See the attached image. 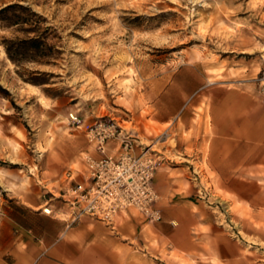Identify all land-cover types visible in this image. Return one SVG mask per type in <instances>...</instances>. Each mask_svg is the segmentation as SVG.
<instances>
[{
	"label": "rangeland",
	"instance_id": "obj_1",
	"mask_svg": "<svg viewBox=\"0 0 264 264\" xmlns=\"http://www.w3.org/2000/svg\"><path fill=\"white\" fill-rule=\"evenodd\" d=\"M10 5L41 19L30 17L39 30L29 36L27 26L0 21V185L11 189L0 186V210L15 202L33 212L50 207L44 214L69 221L75 211L63 200L66 176L81 180L84 157L94 154L85 130L111 117L155 155L167 150L172 198L198 205L196 235L225 239L220 261L206 239L193 257L156 247L160 264H264V167L230 177L248 186L239 197L206 165L170 152L177 137L194 140L203 126L209 132L215 91L249 94L264 109V0H0V10ZM14 13L27 16L16 10L6 17ZM35 35L54 50L48 64L28 60L34 54L13 63L8 42ZM169 89L182 101L174 118L181 130L168 136L171 123L161 126L153 115Z\"/></svg>",
	"mask_w": 264,
	"mask_h": 264
},
{
	"label": "crops",
	"instance_id": "obj_2",
	"mask_svg": "<svg viewBox=\"0 0 264 264\" xmlns=\"http://www.w3.org/2000/svg\"><path fill=\"white\" fill-rule=\"evenodd\" d=\"M162 96L153 118L161 126L171 123L166 129L169 136L170 131L181 130L174 118L182 99L173 89ZM212 97L207 110L209 132L203 126L194 140L177 137L170 152L183 154L188 163L206 165L223 187L228 183L230 193L241 197V190L248 186L232 183L230 177L243 169L257 171L258 167H264V109L251 95L242 92L215 91ZM163 101L170 104L163 106ZM184 116L193 119L191 111ZM189 128L185 124L183 133H188ZM191 145L193 155L187 153ZM165 153L164 149L157 155L161 161L153 182L159 197L160 222L148 224L133 209L115 217L111 225L87 216L73 222L46 215L51 213L50 207L43 209L44 214L29 211L15 202V208L0 210V264H160L162 253L156 247L164 244L168 254L176 251L193 257L206 239L220 261L226 255L225 239L213 233L208 237L196 235L193 231L201 224V215L193 209L198 205L193 199H178L176 195L172 198L175 185L164 167L170 165ZM173 167L176 168L172 170L179 169ZM184 168L189 170L190 166L180 169ZM8 186L13 187V183Z\"/></svg>",
	"mask_w": 264,
	"mask_h": 264
},
{
	"label": "built area",
	"instance_id": "obj_3",
	"mask_svg": "<svg viewBox=\"0 0 264 264\" xmlns=\"http://www.w3.org/2000/svg\"><path fill=\"white\" fill-rule=\"evenodd\" d=\"M85 133L94 154L84 157L87 167L80 181L67 174L63 196L75 211L72 221L87 216L111 225L115 217L133 209L148 224L158 223L159 197L153 187L157 155L139 145L137 133L115 118L98 119Z\"/></svg>",
	"mask_w": 264,
	"mask_h": 264
},
{
	"label": "trees",
	"instance_id": "obj_4",
	"mask_svg": "<svg viewBox=\"0 0 264 264\" xmlns=\"http://www.w3.org/2000/svg\"><path fill=\"white\" fill-rule=\"evenodd\" d=\"M16 10H23L26 12L27 16H19L14 13L12 17H6L7 14ZM35 16L41 19V17L33 13L29 8L20 5H10L0 10V21L5 22L9 26H27L26 29H22V32L28 36L32 33H37V30H39L36 25L31 23L30 17ZM8 43L9 45L5 46L7 56L13 63L17 64L22 61V59L19 58H25V56H29L30 54H34V57L29 56L28 60H38L37 62L48 64L49 60L52 58V54H54V50L44 43L43 37L40 35L27 37L23 40L9 41ZM55 52L58 53L57 51ZM35 74L47 75L40 72H36Z\"/></svg>",
	"mask_w": 264,
	"mask_h": 264
},
{
	"label": "bare ground",
	"instance_id": "obj_5",
	"mask_svg": "<svg viewBox=\"0 0 264 264\" xmlns=\"http://www.w3.org/2000/svg\"><path fill=\"white\" fill-rule=\"evenodd\" d=\"M30 88H31V89H34V87H31V86H30ZM71 120H74V117H73Z\"/></svg>",
	"mask_w": 264,
	"mask_h": 264
}]
</instances>
